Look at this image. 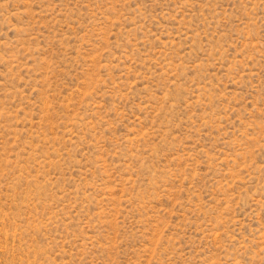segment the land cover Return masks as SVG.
Segmentation results:
<instances>
[{"label":"rangeland","instance_id":"374dc122","mask_svg":"<svg viewBox=\"0 0 264 264\" xmlns=\"http://www.w3.org/2000/svg\"><path fill=\"white\" fill-rule=\"evenodd\" d=\"M0 264H264V0H0Z\"/></svg>","mask_w":264,"mask_h":264}]
</instances>
